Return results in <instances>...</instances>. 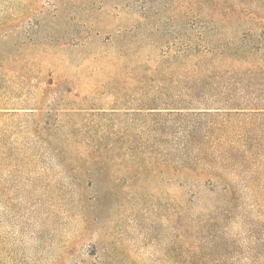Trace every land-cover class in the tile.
Here are the masks:
<instances>
[{
  "label": "rangeland",
  "instance_id": "1",
  "mask_svg": "<svg viewBox=\"0 0 264 264\" xmlns=\"http://www.w3.org/2000/svg\"><path fill=\"white\" fill-rule=\"evenodd\" d=\"M207 47L242 96L182 94ZM248 49L264 0H0V264H264ZM196 147L252 152L214 168L256 191L213 212Z\"/></svg>",
  "mask_w": 264,
  "mask_h": 264
},
{
  "label": "trees",
  "instance_id": "2",
  "mask_svg": "<svg viewBox=\"0 0 264 264\" xmlns=\"http://www.w3.org/2000/svg\"><path fill=\"white\" fill-rule=\"evenodd\" d=\"M145 12L148 13V11ZM187 41H190V39H187ZM190 53L191 47L186 45L182 50H177L175 58L186 59L189 55H191ZM198 53L202 54L203 56L196 60V64L194 65L196 69L194 71V75L197 76V80L195 83H191L192 85H184L182 94L197 96L207 92L223 96L227 93H230L231 90H235L239 96H242L240 94V89L242 87H239V81H237L235 78L232 80H227L226 77L232 72L231 68L229 66H225L224 64L229 59V56L223 53H215L208 47L199 50ZM242 54L244 55L243 58H246L248 61L249 74L253 79L257 76L264 75V54L258 55V51L252 49L244 50ZM238 59L241 58H236V61H238ZM198 62L200 67H198ZM233 109L239 110L238 108ZM234 114L238 116L245 115L237 112H234ZM195 115L197 114H194L193 116ZM198 116L206 115L200 114ZM245 116L257 118L258 116L263 117L264 114L254 113L253 115ZM185 151H188L192 154L194 153L193 157L197 160L207 161L210 164L207 170L201 172V175L209 176V179L207 180V183L210 185L208 191L211 194H215L217 199L220 197L219 200H216V202L213 203V212L219 211L220 209H227L234 201L237 200L240 188H244L245 190H249L251 192L256 191V181L247 178L239 180L233 175L225 176L220 174V172H217V170L214 168L217 165L218 160L232 162L237 160H247L252 157V152L235 148L222 149L214 147L211 149L196 147L194 150H188V148H186ZM200 182L201 181L191 179L189 183L197 185ZM260 189L261 191H264V185L262 183L260 184ZM183 264H192V261L189 260L187 262H183Z\"/></svg>",
  "mask_w": 264,
  "mask_h": 264
}]
</instances>
